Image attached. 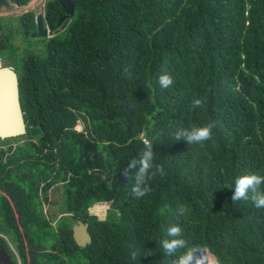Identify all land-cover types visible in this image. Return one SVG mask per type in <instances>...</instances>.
Here are the masks:
<instances>
[{"label":"trees","instance_id":"16d2710c","mask_svg":"<svg viewBox=\"0 0 264 264\" xmlns=\"http://www.w3.org/2000/svg\"><path fill=\"white\" fill-rule=\"evenodd\" d=\"M69 1L55 25L63 10L44 0L42 24L53 28L38 44L32 10L0 16L23 121L21 134L0 138V241L19 264H178L199 247L216 264H264V209L230 199L237 177L264 175V0ZM209 122L208 141L173 138ZM142 138L164 175L134 198L122 173ZM97 203L108 204L102 219L87 210ZM173 225L187 246L168 256L161 241Z\"/></svg>","mask_w":264,"mask_h":264},{"label":"clouds","instance_id":"9594fccd","mask_svg":"<svg viewBox=\"0 0 264 264\" xmlns=\"http://www.w3.org/2000/svg\"><path fill=\"white\" fill-rule=\"evenodd\" d=\"M125 74H128V69H124ZM173 78L170 74L164 73L158 77V83L161 88L167 89L173 84ZM194 107H202L203 101L199 98L193 100ZM214 122H209L202 127L179 128L174 133V140L184 141L187 144H198L208 141L212 138ZM144 149L136 158L128 161L127 167L123 170L122 175L132 180L130 192L134 198H141L151 191L148 181L153 179L157 174L163 176V166L154 164L155 153L153 152V144L150 140L143 141ZM264 185V175L248 174L239 176L234 181L233 194L230 197L232 202L241 200H251L254 207L264 209V190L261 186ZM178 214L183 215L186 209L179 206ZM1 235V234H0ZM167 236L171 239H163L161 246L168 256H174L175 253L187 246V241L182 238V229L179 225H173L167 229ZM132 260H137L139 255L133 250L130 254ZM178 264H192V257L185 255L179 258ZM196 264H201L197 261Z\"/></svg>","mask_w":264,"mask_h":264},{"label":"water","instance_id":"95a60500","mask_svg":"<svg viewBox=\"0 0 264 264\" xmlns=\"http://www.w3.org/2000/svg\"><path fill=\"white\" fill-rule=\"evenodd\" d=\"M58 2L63 10V14L58 16L55 25H58L63 19L70 16L73 12V5L69 0H55ZM6 7L0 5V8ZM34 30L29 34L30 36H45L50 33L53 25L45 26L42 24V17L40 13H34L33 15ZM23 132V121L21 118V112L17 100V80L16 73L11 65H3L0 61V138L9 137L21 134ZM95 205H101L102 208L107 203L91 204L87 210L89 213L96 214L99 219L104 217L105 211L95 213L93 207ZM72 238L74 242L83 246L89 242L90 237L85 224L81 220H76L71 225ZM206 249L204 247L191 248L183 255H189L192 257V264H196L200 261L201 264H207L205 262ZM0 264H12L8 259V255L0 248Z\"/></svg>","mask_w":264,"mask_h":264},{"label":"rangeland","instance_id":"374dc122","mask_svg":"<svg viewBox=\"0 0 264 264\" xmlns=\"http://www.w3.org/2000/svg\"><path fill=\"white\" fill-rule=\"evenodd\" d=\"M43 2H44V0H28L27 3L22 5V6H15V5L11 4L10 7H8V8L7 7L0 8V16H6V15L15 16L16 14H18L22 11H25L27 9L32 10L34 13H40L41 14L42 8H43ZM29 36H30V34H29ZM43 37H45V36H30L29 41L31 43L38 44V43H41L40 40H42L41 38H43ZM11 41L14 45L20 47V45H21L20 37H18L16 35H12ZM0 61H1V63H3V60L1 58H0ZM51 197L55 198V195H52ZM107 205L104 206L103 209H105L107 207ZM207 254L210 256V261L208 259L206 261L207 264H211V263L216 264L213 256L208 252H207Z\"/></svg>","mask_w":264,"mask_h":264},{"label":"flooded vegetation","instance_id":"af4514ba","mask_svg":"<svg viewBox=\"0 0 264 264\" xmlns=\"http://www.w3.org/2000/svg\"><path fill=\"white\" fill-rule=\"evenodd\" d=\"M8 247L9 248L7 249L6 245L0 241V248H2L5 251V253L8 255V259L11 261V263L19 264V259L17 255L15 254L14 250L9 244H8Z\"/></svg>","mask_w":264,"mask_h":264},{"label":"bare ground","instance_id":"6f19581e","mask_svg":"<svg viewBox=\"0 0 264 264\" xmlns=\"http://www.w3.org/2000/svg\"><path fill=\"white\" fill-rule=\"evenodd\" d=\"M93 211L94 212H96V213H100L101 214V212H102V206L100 205H95L93 208ZM204 256H205V260L207 261V259L210 261V256L207 254V252H205V254H204ZM205 261V262H206ZM212 262V261H211ZM212 264V263H211ZM215 264V263H214Z\"/></svg>","mask_w":264,"mask_h":264},{"label":"built area","instance_id":"2783aa9c","mask_svg":"<svg viewBox=\"0 0 264 264\" xmlns=\"http://www.w3.org/2000/svg\"><path fill=\"white\" fill-rule=\"evenodd\" d=\"M145 139L144 138H142V141H144Z\"/></svg>","mask_w":264,"mask_h":264}]
</instances>
